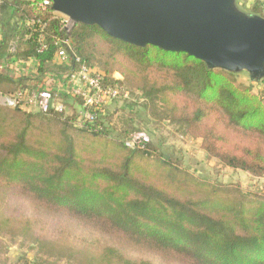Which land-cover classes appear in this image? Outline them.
<instances>
[{
    "label": "trees",
    "instance_id": "trees-1",
    "mask_svg": "<svg viewBox=\"0 0 264 264\" xmlns=\"http://www.w3.org/2000/svg\"><path fill=\"white\" fill-rule=\"evenodd\" d=\"M41 1L0 0V60L35 63L31 74L0 72L3 224L85 264H157L147 257L158 264H264V189L233 194L170 168L149 142L129 143L146 134L147 121H169L219 163L264 176V90L238 83L239 72L209 69L184 52L133 46L96 25L67 30ZM249 12L262 15L260 3ZM65 38L69 60L58 64ZM82 65L103 85L127 91L114 100L129 109L120 127L109 106L93 122L76 124L83 99L59 86ZM48 76L63 112L7 104Z\"/></svg>",
    "mask_w": 264,
    "mask_h": 264
},
{
    "label": "water",
    "instance_id": "water-1",
    "mask_svg": "<svg viewBox=\"0 0 264 264\" xmlns=\"http://www.w3.org/2000/svg\"><path fill=\"white\" fill-rule=\"evenodd\" d=\"M72 24L96 25L137 47L184 52L209 69L264 77V11L235 0H50Z\"/></svg>",
    "mask_w": 264,
    "mask_h": 264
},
{
    "label": "rangeland",
    "instance_id": "rangeland-1",
    "mask_svg": "<svg viewBox=\"0 0 264 264\" xmlns=\"http://www.w3.org/2000/svg\"><path fill=\"white\" fill-rule=\"evenodd\" d=\"M235 1L238 9L244 13L250 14V8L255 2L260 3L262 12L264 11V0ZM115 76L120 78L117 73ZM236 81L251 85L254 93L264 90V77L250 79L246 72L241 71L236 75ZM108 110L113 111L110 120L116 127H120L122 120L129 115V109L120 101L111 103ZM68 113L70 110L65 114ZM143 130L149 138V143L169 159L170 168L177 172L185 171L213 187L227 188L233 194L260 193L264 189V176L257 177L247 171L219 163L201 149L200 139L189 137L180 126L169 121H147ZM22 204L26 205L25 202ZM26 211L29 214L28 208ZM54 252V247L33 241V238L21 229L3 224L0 215V264H85L78 255L67 258ZM147 258L158 264L157 258Z\"/></svg>",
    "mask_w": 264,
    "mask_h": 264
},
{
    "label": "built area",
    "instance_id": "built-area-1",
    "mask_svg": "<svg viewBox=\"0 0 264 264\" xmlns=\"http://www.w3.org/2000/svg\"><path fill=\"white\" fill-rule=\"evenodd\" d=\"M41 4L50 7L51 1L42 0ZM59 16L61 17L64 28L69 30L72 25L71 21L62 14H59ZM70 46V39L65 38L61 40L55 54L56 63L64 64L68 62L69 58L66 48H70ZM29 61L30 60H14L9 62L0 60V72L10 69L11 64L12 67H15L20 66V63L26 64ZM75 61H79V59L76 57ZM115 74L114 77L116 78ZM54 80L53 77L48 76L36 90L17 91L6 99L7 104L9 106H17L24 110L36 109L44 113L48 112L50 108L57 112H63V105L58 101H54L50 91ZM61 80L62 84H60V87L63 91L71 96H77L83 99L82 108L78 110L75 121L77 125L93 122L95 115L101 112L104 107L114 102V100L128 97L127 91L122 88L103 85L100 76L97 74L94 75L92 71L84 65L80 66L77 70L67 71L62 75ZM148 142L149 138L147 134L138 132L132 137L129 143L144 147Z\"/></svg>",
    "mask_w": 264,
    "mask_h": 264
},
{
    "label": "crops",
    "instance_id": "crops-1",
    "mask_svg": "<svg viewBox=\"0 0 264 264\" xmlns=\"http://www.w3.org/2000/svg\"><path fill=\"white\" fill-rule=\"evenodd\" d=\"M0 38H1V35H0ZM9 62H12V61L9 60ZM34 70H35V63L32 60H30L26 64L20 63V66L12 67V64H11L10 69H8L7 71L10 72V74H12L13 76L14 75L15 76H19V75L31 74L32 72H34ZM53 82L54 83H53L52 86H55L56 85L55 84L56 81L54 80ZM111 103H113V102H111Z\"/></svg>",
    "mask_w": 264,
    "mask_h": 264
}]
</instances>
